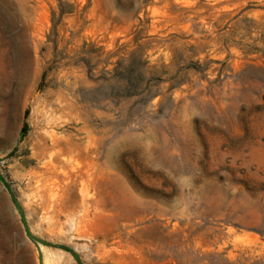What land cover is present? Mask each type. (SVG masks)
Here are the masks:
<instances>
[{"label": "rangeland", "instance_id": "obj_1", "mask_svg": "<svg viewBox=\"0 0 264 264\" xmlns=\"http://www.w3.org/2000/svg\"><path fill=\"white\" fill-rule=\"evenodd\" d=\"M55 140L85 228L32 197ZM42 248L264 264V0H0V264Z\"/></svg>", "mask_w": 264, "mask_h": 264}, {"label": "bare ground", "instance_id": "obj_2", "mask_svg": "<svg viewBox=\"0 0 264 264\" xmlns=\"http://www.w3.org/2000/svg\"><path fill=\"white\" fill-rule=\"evenodd\" d=\"M71 147V145L62 143L60 140L54 141L53 150H51L53 151L51 153L52 157L49 158L50 160L43 166L41 165V171L39 170L32 175V197H35L37 199L36 201L39 202V206L43 211L45 219L50 221H53V219L59 220L60 216L64 214L72 221L74 226L85 228L87 227L89 220L95 216V213H93V210L95 209L93 207V202L91 200H86L84 190L82 189L81 193L83 197L79 202L80 204L70 207L66 200L65 188L62 187L60 181V178L66 181L72 179L70 176L73 171L67 169V161L69 159H66L65 157L66 155L70 156L68 154L74 150ZM43 150L49 149L43 148L42 151ZM58 157H61V159ZM56 164H59L60 166H57ZM42 251L44 264H50L48 252L44 248H42Z\"/></svg>", "mask_w": 264, "mask_h": 264}]
</instances>
